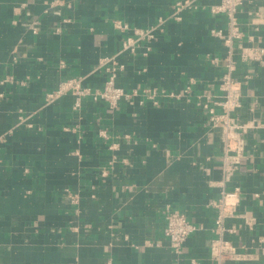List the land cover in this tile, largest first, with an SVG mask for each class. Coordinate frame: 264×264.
Returning <instances> with one entry per match:
<instances>
[{
  "label": "crops",
  "instance_id": "obj_1",
  "mask_svg": "<svg viewBox=\"0 0 264 264\" xmlns=\"http://www.w3.org/2000/svg\"><path fill=\"white\" fill-rule=\"evenodd\" d=\"M173 1L0 0V264H213L208 202L224 175L220 132L198 99L220 93L211 57L223 46L209 30L225 29V18L208 10L219 0H199L174 20ZM237 16L244 41L264 46V0H244ZM150 27L152 38L136 41L134 31ZM111 70L117 86L139 93L133 104L111 110L88 97L75 110L69 93L45 103L61 81L101 88ZM234 77L238 116L254 127L225 186H240L238 211L256 228L238 217L227 224L235 246L259 253L223 264H264V61ZM145 88L157 90L156 105ZM167 208L200 227L180 254L163 235Z\"/></svg>",
  "mask_w": 264,
  "mask_h": 264
},
{
  "label": "built area",
  "instance_id": "obj_2",
  "mask_svg": "<svg viewBox=\"0 0 264 264\" xmlns=\"http://www.w3.org/2000/svg\"><path fill=\"white\" fill-rule=\"evenodd\" d=\"M243 3L244 0H219L208 7L211 14H220L225 18V29L212 27L209 30L210 35L217 37L223 46V53L220 56L211 57L212 63L222 69L218 83L220 93L203 95L198 99V106L205 111L210 127L218 129L220 132V167L224 175L218 197L208 202V205L215 212L211 227L214 237L211 239L209 251V257L213 264L256 260L259 253L244 245L239 248L235 246L229 236L235 233L236 229L227 224L229 219L238 217L248 232L255 231L256 228V221L253 217L238 211L240 186L235 185L229 189L225 186L237 172L241 159L245 155L244 135L247 130L254 127L251 121H243L238 116V112L242 108V81L236 79L234 73L241 66L249 65L252 62L263 63L264 61V46L244 41V31L237 16L238 9ZM201 7L203 6L199 0H174L169 8V18L179 20L182 10H197ZM254 22L255 20L251 19V23ZM160 23L161 20H159ZM114 25L120 31L126 29V25L118 21L114 22ZM154 29V27H150L144 30H135L136 41L145 37L152 38ZM158 29L161 31L159 25ZM133 43V38L127 37L123 41V47H132ZM245 77L248 78V75ZM67 93L75 96L73 105L75 110L80 108L81 100L88 97L94 101L105 102L107 107L112 110L116 109L122 101L133 104L134 99L140 96L137 91L129 92L117 86L113 70L110 71L108 79L104 81L101 88L91 89L84 86L82 79L76 77L63 80L55 89L45 93V103H52L57 97ZM142 93L153 104L158 103L155 99L157 90L154 88H145ZM161 95L173 97L172 93L164 91L161 92ZM137 102L138 104L143 103L141 98ZM164 218L163 235L172 251L180 254L188 236L200 227L191 223L186 213L180 210L167 208L164 212ZM257 241L260 243L259 251L264 254V235H258Z\"/></svg>",
  "mask_w": 264,
  "mask_h": 264
}]
</instances>
